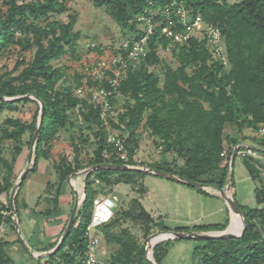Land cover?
Instances as JSON below:
<instances>
[{
    "label": "trees",
    "instance_id": "1",
    "mask_svg": "<svg viewBox=\"0 0 264 264\" xmlns=\"http://www.w3.org/2000/svg\"><path fill=\"white\" fill-rule=\"evenodd\" d=\"M91 1L95 7L104 8L126 39L133 40L143 35L141 16L151 17L153 23L148 38V54L137 63L127 62L121 73V82L111 95V108L121 110L115 117H108L109 129L101 117L100 104L91 102L87 96L73 94L74 87L83 86L82 75L76 74L74 83H68L65 77L67 67L54 64L66 54L73 57L77 54L80 32L73 28L76 14L67 13L66 21L56 18L67 12L66 0L0 2V55L16 51L21 57L14 68L0 71V113L18 110L19 103L36 104L31 120L7 117L0 125V145L4 141L14 143L8 159L2 156L3 148L0 147V196H5L4 201L0 200V225L14 227V216L20 219V208H28L21 197L27 174L36 172L41 160H52L53 141L62 131L70 132L73 127L77 131L71 136L72 156L61 155L58 160H52L50 176L54 173L56 180L50 177L46 181L43 194L36 202V205L40 204L43 198L45 206L38 210L31 208L32 214L39 216L43 223L54 219L66 190L67 178L91 165L145 166L220 189L226 184L229 168L228 163L223 164L221 152L226 151L228 161L237 144L248 142L260 146L258 156L240 158L250 178L258 184L253 189L255 205L239 204L233 197L245 228L241 236L201 239L205 244L194 264H264V134H255L264 127V0ZM173 1L189 11L191 18L200 14L204 22L219 26L226 63L212 56L206 40L190 37L181 44H172L162 35L164 16L160 12L153 15V12ZM161 50H168L177 64L172 66L160 58ZM87 51L102 54L98 46H88ZM26 52L32 53L28 61L24 55ZM122 55L126 57L123 52ZM159 64L163 65V74L157 70ZM84 85L86 89H111L104 78L90 75ZM26 95L37 97L43 103L44 111L33 152V167L23 178L14 197V215L9 197L15 185V167L26 135L28 147L31 145L39 104L29 98H9ZM142 128L148 131L154 147L159 149L160 159L149 163L134 160ZM109 131L124 143L128 160L120 159L116 148L107 141ZM87 151L91 153L85 162L82 157ZM167 153L173 156L171 161L164 159ZM148 174L151 173L113 168H97L89 172L84 182L85 197L67 237L59 249L44 256H33L35 264H75L80 261L88 250L86 226L92 214L93 199L110 194L119 183L130 185L137 196L130 199L128 208L115 210L108 222L98 226L101 235L98 248L102 242L117 245V249L104 258L107 264H150L145 244L139 243L128 227L123 226L128 221L140 225L145 238L153 235L154 230L204 233L225 229L218 224L169 228L163 216L151 215L140 201L147 188L143 182H138L137 176ZM232 181L233 176L231 186ZM71 198L72 208V195ZM39 230L36 224L30 237ZM173 239L153 246L152 254L157 264H161L167 245ZM11 243L0 236V264H12L7 251ZM54 244L44 245L37 251H50Z\"/></svg>",
    "mask_w": 264,
    "mask_h": 264
},
{
    "label": "rangeland",
    "instance_id": "2",
    "mask_svg": "<svg viewBox=\"0 0 264 264\" xmlns=\"http://www.w3.org/2000/svg\"><path fill=\"white\" fill-rule=\"evenodd\" d=\"M66 4L68 6L67 12L57 15L56 18L59 21H66L67 13L76 14V21L73 28L74 30H78L80 32V38L75 52L77 54L75 57L71 56L72 54H66L59 60L54 61V64L56 66L63 65L67 67L65 70V77L69 81L68 83H74L75 75L81 74L82 84L84 85L86 83V77L88 76L89 65L94 63V61L101 56L108 57L115 53L125 38L119 25L107 15L104 8L95 7L91 0H66ZM88 46H98L101 48L102 54H98L95 51H87ZM13 48L16 50V47L12 46V49ZM159 53L160 58L165 59L170 65L175 66L177 64L168 50H161ZM24 55L28 61L32 53L26 52ZM20 58L21 57L16 53V51L10 54L0 55V71L3 72L4 70H11L14 68L16 61H19ZM162 67V64H159L157 67V70L161 73L163 71L161 70ZM18 108L19 109L16 111L5 110L1 112L0 125L3 124V121L7 117H19L21 119L31 120L36 104L32 102L19 103ZM76 131V127H73L70 132L62 131L59 138L53 141L52 160H58L61 155H66L69 158L72 156L73 141L71 136L76 135ZM28 140V135H26L24 137L22 154L17 159L15 167V182L18 181L20 173L27 167L28 164ZM13 145L14 143L12 141H4L2 145H0V147L3 148L2 156L4 158H10ZM90 153L91 151H87V153L83 154L82 158L85 162L89 159ZM160 157L161 153H159V149L154 147L148 131L142 128L140 130L139 146L135 153L136 161L149 163L160 159ZM163 157L168 161L173 159V156L169 153L165 154ZM52 160H41L37 171H31L27 174L26 181L21 188V195L25 190L24 188L27 185L28 179L35 180L38 186L48 177V179H50L48 173L51 171L52 174ZM178 162L181 161L179 160ZM20 164L23 165L20 166ZM231 169V176H233L231 190L234 198L239 204L254 206L255 201L253 189L255 185L258 184L257 182L252 181L238 155H236L234 159L232 168H228V170ZM78 175L75 174L72 178H77ZM137 177L138 182H143L144 186L149 190L148 194H145L140 198L142 205L148 211L153 213H158L155 204L157 203L161 205V209L166 212V218L162 217L163 221L169 228L172 229L177 226H189L192 228L194 224H218V226L220 225L226 229L231 224V209L224 198L220 195L212 193L211 190L214 189L212 186L207 185L202 188L204 191L208 192L205 193L204 191H198L185 183H178L157 174H148L145 177ZM51 178H55L56 180V175L53 173ZM151 178L156 179L153 181ZM155 181L158 183H155ZM179 184H181L180 186L182 187L178 188L177 186H179ZM82 188L83 184L80 189ZM66 189L69 191L67 185ZM69 194L67 193L68 198L70 197ZM105 195L114 199L116 204L114 212L128 208L130 205V199L137 196L136 191L130 185L125 183L115 185L112 192ZM4 198L5 196H0V200L4 201ZM44 204L45 203L41 204V206L37 207L36 210L40 209ZM69 210L70 207L66 205L63 206L60 211L61 213H69ZM35 222L36 224H39L41 221L38 219L35 220ZM123 226H127L130 232L136 236L139 243H144L145 248H147L148 237L145 238L143 236V231L141 230L140 225L133 224L128 221L124 223ZM1 227H6L5 229L7 232L4 234L3 231L0 230V236H3L4 239L13 242L7 247V251L13 261L12 264H35L32 257L41 252L47 251H35V247H33V244H38V242L43 241L41 240L43 238L39 236L38 232H36L32 238L28 239L23 233L19 234L14 227H9L7 224H3ZM226 230L229 231V229ZM158 233L159 230H154V234ZM60 236L61 234L58 235V237ZM164 240L167 239L159 240L156 243ZM30 244L32 246H30ZM204 244L205 242L201 239H173L169 241L167 245V253L162 259L161 264H194V262L197 261L202 254L201 251H203L202 246ZM29 249H32L31 254ZM114 249H117L116 244H105L102 242L99 253L102 252L100 255L103 256L104 259L107 258ZM51 250H53V248Z\"/></svg>",
    "mask_w": 264,
    "mask_h": 264
},
{
    "label": "built area",
    "instance_id": "3",
    "mask_svg": "<svg viewBox=\"0 0 264 264\" xmlns=\"http://www.w3.org/2000/svg\"><path fill=\"white\" fill-rule=\"evenodd\" d=\"M158 12L162 13L165 19L164 24L161 26V33L172 44H181L190 37L206 40L207 48L212 56L214 58H220L226 63L219 26L204 22L200 14H196L191 18L189 11L175 1L170 2L169 5H165L163 9L159 8L155 10L153 15H156ZM140 20L142 21L140 26L144 30L142 36L133 40L125 38L115 53L108 57H99L88 69V75L98 79L104 78L110 84L111 89L103 87L86 89L84 88L85 85L82 87L76 86L73 89L74 95L81 97L87 96L91 102L101 105V117L108 129L110 127L108 117H115L118 111L121 110V108L118 110L111 108L110 98L121 82L123 69L127 66L128 61L138 62L149 52L148 38L153 30L152 18L143 15L140 17ZM178 25L181 26L178 27ZM122 52L126 57L122 55ZM255 134L257 136L263 135L264 127L259 128ZM107 141L116 148L117 155L120 159L128 160L127 149L120 138L109 131ZM233 150H235V155H238L240 158L249 155L258 156L260 146L242 142L237 144ZM221 156L224 157L223 164H229L225 150L221 152ZM133 158L136 160L135 155ZM115 206L114 199L108 195H98L93 199L92 214L86 226L88 250L85 256L75 264H107L98 252V246L101 240L98 226L108 222L113 217Z\"/></svg>",
    "mask_w": 264,
    "mask_h": 264
},
{
    "label": "water",
    "instance_id": "4",
    "mask_svg": "<svg viewBox=\"0 0 264 264\" xmlns=\"http://www.w3.org/2000/svg\"><path fill=\"white\" fill-rule=\"evenodd\" d=\"M18 98H31L33 100H36L39 104V114H38V119H37V125L35 128V131L33 133L32 136V140H31V145L29 147V151H28V155H27V167L20 173L19 177H18V181L15 182V185L11 191L10 197H9V206L11 209V213L15 215V208H14V197L17 193V190L23 180V178L26 176V174L28 173V171L30 169H32L33 167V162H34V157H33V152H34V148H35V144L37 142V138L39 135V131H40V125L42 122V118H43V111H44V106L43 103L37 99V97L32 96V95H26V96H17V97H12L9 98L10 100H14V99H18ZM235 157V150H233L232 154L230 155V159H229V169L232 168V163H233V159ZM97 168H113V169H124V170H129V169H136V170H143L147 173H151V174H157L159 176H162L164 178L176 181V182H184L186 185L191 186L195 189H202L204 187H206L207 185L199 182V181H192V180H184L182 177L180 176H176V175H172L171 173L165 172L163 170H157V169H153V168H138L135 166H128V165H116V164H111V163H104V164H95V165H91L79 172L76 173V175L81 174L83 176V184L86 180V177L88 175L89 172H91L94 169ZM229 172H227V179H226V184L223 188H214L218 191L219 195L225 199V201L228 203L231 212L232 209L239 215V217L241 218V229L240 231L235 234L232 232H229L228 230H223V231H209V232H204V233H185V232H175V231H166V232H159L160 233H165L167 234V236L164 239H173V238H178V239H216V238H227V237H237V236H241L244 228H245V222L243 220V216L241 214V212L239 211V209L237 208V205L234 201V198L231 194V175H232V169L228 170ZM72 177H68L67 178V182L71 179ZM85 195H84V187L82 189H75L74 190V203L72 205L71 208V212L70 215L68 217V221L63 229V231L61 232V236L59 237L56 245L53 247V250H57L59 249V247L61 246L62 242L64 241V239L67 237L69 230L71 229V227L74 224V220H75V216L77 214V210L78 207L81 203V201L84 199ZM14 224L17 225L16 219H14ZM157 234H154L150 237H148L147 240V248H146V258L147 260L150 262V264H157L153 258V254H152V248L153 246L156 244L155 243H151L150 239L154 236H156ZM29 251L31 252V250L29 249ZM51 251H46V252H41L38 255L35 256H44L49 254ZM32 253V252H31Z\"/></svg>",
    "mask_w": 264,
    "mask_h": 264
},
{
    "label": "crops",
    "instance_id": "5",
    "mask_svg": "<svg viewBox=\"0 0 264 264\" xmlns=\"http://www.w3.org/2000/svg\"><path fill=\"white\" fill-rule=\"evenodd\" d=\"M22 165L23 164H20V166H22ZM48 175L49 176L51 175V171H50V173H48ZM48 178L43 180V182H42L43 184L41 183L39 186L36 184L35 180L28 179L27 185L24 188L25 190L22 192V195H21L23 201L28 205V208H26V209L25 208H20V212H21L20 213V219H17V217L14 216V219L16 218V222H17V225L13 224L14 228H16V230H17V232L19 234L23 233L26 236V238H28V239L31 238L30 237L31 236V231L34 228V226L36 225L35 220L39 219L41 221L38 224V226H39V229L42 230V231L39 230V233H40L39 236L41 238H43V239H41L43 241H41V243H39L38 245L37 244L36 245L33 244V247H35L34 248L35 250H37L38 248H40V247H42L44 245H48L49 243H53V242H55L54 246L56 245V243H57V241L59 239L58 235L61 234L60 230L62 229L63 224L67 223L68 217H69L70 212H71V207H70L71 202H72L71 195L73 196V201H74V190L68 189L69 191H67V189H66L65 193L61 196V202H60V205H59V207H58V209H57V211L55 213L54 219L53 218L52 219H48L47 222L43 223L39 216L33 215L32 214V212H33L32 209H36L37 207H40L41 204L44 203L43 198H41L40 199V204H37L38 206L36 205L38 197L43 194L45 183L48 180ZM151 179H153V181H154L156 178H151ZM155 183H158V182L155 181ZM180 185L181 184H179V186H177V187L178 188L182 187ZM231 188H232V186H231ZM184 191H186V190H184ZM211 191H212V193L219 195L217 190L213 189ZM69 192H70V194H69ZM148 192H149V190L147 188L146 194H148ZM67 193L70 196L69 198L67 197ZM231 194L234 197V195L232 193V190H231ZM44 205L40 209H42L44 207ZM66 205H68L70 207L69 213H64V212L61 213V211H60L61 208L63 206H66ZM155 207L157 208L158 213L150 212L145 207L144 208L149 213H151V215H153V216L161 215L164 218H166V216H165L166 212L163 209H161L162 208L161 205L156 203ZM231 217H232V212H231ZM199 218H202V217H199ZM232 221L233 220H231V224L226 229H229L231 227ZM1 226H3V224L0 225V230L3 231L4 234H6V232H7V230L5 229L6 227L2 228ZM9 227H11V226L9 225ZM63 229H62V231H63ZM240 229H241V227H240ZM240 229H239V231H240ZM230 232L235 233L233 231H230ZM237 233H235V234H237ZM99 251H100V247L98 248V252ZM101 253H99V254H101Z\"/></svg>",
    "mask_w": 264,
    "mask_h": 264
},
{
    "label": "bare ground",
    "instance_id": "6",
    "mask_svg": "<svg viewBox=\"0 0 264 264\" xmlns=\"http://www.w3.org/2000/svg\"><path fill=\"white\" fill-rule=\"evenodd\" d=\"M83 184V176L81 174H79L77 176V178H71L68 182H67V186L70 190H75V189H80L82 187ZM232 225L229 228V231H233L235 233L239 232V229L241 227V218L239 217V215L232 209ZM167 236V234L165 233H160L157 234L156 236L152 237L150 239L151 243H155L159 240L164 239Z\"/></svg>",
    "mask_w": 264,
    "mask_h": 264
},
{
    "label": "clouds",
    "instance_id": "7",
    "mask_svg": "<svg viewBox=\"0 0 264 264\" xmlns=\"http://www.w3.org/2000/svg\"><path fill=\"white\" fill-rule=\"evenodd\" d=\"M129 166V165H128ZM144 168H146V167H144Z\"/></svg>",
    "mask_w": 264,
    "mask_h": 264
}]
</instances>
